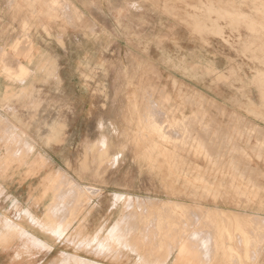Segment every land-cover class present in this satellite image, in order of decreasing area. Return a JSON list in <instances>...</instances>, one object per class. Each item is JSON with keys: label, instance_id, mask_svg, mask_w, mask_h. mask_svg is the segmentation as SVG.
I'll return each mask as SVG.
<instances>
[{"label": "rangeland", "instance_id": "obj_1", "mask_svg": "<svg viewBox=\"0 0 264 264\" xmlns=\"http://www.w3.org/2000/svg\"><path fill=\"white\" fill-rule=\"evenodd\" d=\"M58 1L51 0L56 8L62 7ZM63 1L65 15L47 10L45 0H13L7 9L1 5L0 41L6 46L22 35L28 44L23 34L29 31V38L44 50L80 54L82 106L75 126L81 137L68 141L72 148L65 156L63 149H54L50 161L59 165L66 157L77 168L101 167L95 179L99 181L93 183L103 187L85 185L87 202L82 203V212L86 220L77 235L68 234V227L58 226L57 219L46 221L58 239L51 250L29 234L28 226L34 227L30 207L12 201L10 209L0 212V264H79L60 254L75 248L81 256L109 264H264V216L245 214L247 210L264 212V129L250 121L251 115L260 120L264 116V0H204L243 11L223 12L212 6L193 18L168 10V5H184L186 0H155L163 7L161 13L174 20L158 29L155 37L153 28L145 29L144 35L129 26L128 6L123 9L118 4L113 26L105 29L75 11L69 0ZM100 2L105 0H87L85 5ZM257 5L263 11L256 10ZM18 45L25 51L31 47L18 40L13 48ZM7 53L1 52L3 59ZM106 53L111 58L105 59ZM5 64L1 62L2 69L15 74ZM189 72L195 84L203 83L222 102L230 98L229 104L238 106V112L187 83ZM165 92L172 97L169 102L163 99ZM95 101L104 102L103 108L92 107ZM154 102L173 120L179 119V137L168 138L162 132L159 137L158 132L146 130L150 119L145 121V110L152 109ZM6 127L4 158L23 157L24 161L33 147L26 146L29 140L11 138L17 128L3 124L1 129ZM97 142L104 146L94 147ZM107 151L116 164L95 165L93 161ZM43 159L39 156L35 161ZM3 164L1 168L8 165ZM101 175L108 177L107 182ZM99 187L101 191L96 192ZM114 192L124 196L114 200ZM137 196L152 201L137 208L133 203ZM129 198L133 202L127 206ZM59 209L64 211L63 204L51 215ZM227 209L243 214L234 216ZM124 214L130 218L123 223ZM103 223L114 224L115 247L100 240L87 242L96 238L92 230ZM167 223L174 228L173 236ZM179 244L184 254L177 259ZM32 247L46 251H31Z\"/></svg>", "mask_w": 264, "mask_h": 264}, {"label": "crops", "instance_id": "obj_2", "mask_svg": "<svg viewBox=\"0 0 264 264\" xmlns=\"http://www.w3.org/2000/svg\"><path fill=\"white\" fill-rule=\"evenodd\" d=\"M31 1L34 2V0ZM69 1L73 5L75 11L77 9L87 14L95 27H102L105 29H109L113 26L111 22L114 20V11L115 7L119 6L118 4H121L123 9L128 6L127 10L131 12L128 19V22L131 23L129 26L140 29L141 32H144L141 34L144 35L146 34L145 29L153 28L154 37L159 36L160 32L156 31L165 27L168 22L174 21L171 20L172 18L170 15H163L161 13L163 7L155 0H105V3L100 2L88 8L85 5V1L87 0ZM186 1L187 3L184 5H168V10L170 12L186 13L187 18H193L198 16L197 13L199 12L211 10L212 6L216 10L223 12L243 11L231 5L219 3L211 4L204 0L200 2L199 0H196L197 2H194L195 0ZM41 2L43 3L44 0H41ZM45 2L47 10H59L63 15L67 12V6L63 0L58 1L62 5V7L58 8L52 4L51 0H45ZM12 3L13 0H0V8L1 5L4 4L5 9H7V6ZM257 7H259V9L257 8L256 10L263 11V9H260L261 5H257ZM68 10H70L69 6ZM244 11L247 12L248 10L245 9ZM149 33H151V31ZM27 36L28 38L30 37L29 34ZM74 37V45H76V36ZM62 38L63 42L66 43L67 39L65 35H63ZM23 39L22 35H19L15 39L10 40L9 44L6 46H2L1 44L3 42L0 41V49L4 47L8 51L7 57H4V59L1 54L2 51H0V129L3 124L10 126L13 130L17 128L14 137H10L13 139L24 138L25 140H29L25 144L29 148L33 147V151L25 154L26 158L24 161L22 160L23 157H12L11 159L4 158L6 156V145L3 141L6 140L4 139V135H7L9 128L6 127L5 129H1L3 133L1 134L0 131V163H8V165L3 168L0 167V204L6 205L3 209L0 207V212L10 209L12 201H16L21 207H30V212L34 217L31 219L32 224H38V228L40 221H42V229H44L45 221L57 219L59 221L58 226L61 227L64 225L68 227V234L73 233L77 235L83 230V225L86 220V212H82L84 206H82V203L87 202L86 191L88 186L85 185H93L96 187L100 185V187H103L101 184L93 183V181H99L95 179L99 178L98 172L103 171V169H100L101 167L77 168L78 164L70 163V160L66 159V157L63 158L64 162L62 164H52L50 156L54 155V149H63L64 155L66 150H71L72 148L68 141L72 139L76 141L81 137V134L78 133L75 126V124L79 122L77 117L80 114L82 106V101L79 98L82 92V86L79 73L80 65L78 63L81 57L80 54L78 55L76 52L71 53L63 50L52 51L50 48L44 50L39 43L30 38V42L33 43L32 50L30 49L31 51H25L24 47L20 48L19 45L17 48H13L17 40L26 45L27 43ZM57 46L64 49L59 44ZM194 50L195 49L192 48V51ZM16 55L22 57L18 58ZM109 56L111 58L112 54L106 53L105 59H108ZM143 58H145V56H143ZM5 59H8L7 64L4 62ZM1 62L9 66L8 68H12L16 75L24 79H19V77H16L13 73L10 74L5 72L1 67ZM187 74H189L190 78L186 76V81L187 83H192V87L206 93L210 97L212 96L215 102L222 104L226 109H232L233 112H238V106L234 107V105L229 104L231 102L230 98L227 102H222L219 100L220 97L217 94H213V92L210 91L211 89L205 87L203 83L202 85L195 84V82H193V73L191 74L189 72ZM216 90L218 91V89ZM6 92L9 93V97H3L2 93ZM140 100L144 101L141 98ZM101 104L95 101V105L91 106H100L103 108ZM252 109L251 111H253ZM262 118L263 120H260L251 115L250 121L257 125L259 129H264V116H262ZM137 127L138 125H135L134 131L138 132ZM131 130L133 131V129ZM10 137L7 136V138ZM100 138L103 139V137H99V139ZM102 146H104L103 142H97L94 145V147ZM109 154V151L102 152L101 157L96 158L93 163L95 165L101 164L104 166L110 165L111 163L116 164L115 159H108ZM39 156H43L44 159L42 161H35ZM87 178L88 180H85ZM100 178H102V181L104 180L103 182H107L108 180V177L103 175H101ZM120 183L122 185L124 179H122ZM100 187L98 189L101 191ZM123 196V192L113 193L114 200H118ZM134 199L140 198L137 196ZM132 200L133 199L130 198L128 199L127 206ZM60 204H63L64 211L59 209L58 213L55 214L53 212L54 216H52L51 211L58 209V205L60 206ZM50 207L53 209L50 210ZM250 209H252V207ZM226 211L233 212L234 216H236L235 213L240 215L243 214L242 211H237L235 209H227ZM81 212L83 215L79 222H77L75 219ZM245 214L250 216L254 214L264 216V212H253L252 210H247ZM121 218L124 223V220L129 219L130 215L124 214ZM104 226H106L104 223L102 225H97L92 230L96 238H91L92 240H87V242L94 243L95 240H100L101 243L115 247L118 240L114 238V224H111L109 227L106 226V228H104ZM28 227L32 232L39 235L37 236L38 238L32 235L37 239V242L44 244L43 240H41L43 238L40 237L42 236L40 229L32 227L31 225ZM46 229H49L48 223ZM85 232L87 231L84 230L83 233ZM39 237L41 239H39ZM81 242H83V240L79 239V244H81ZM61 244L67 245L69 243L62 242ZM11 250L13 251V249H9L8 251ZM34 250L46 251V249L32 247L31 251ZM77 250L78 248H75L71 252L63 251V253L79 264L88 261L91 262V264H109L100 261L96 262L91 257L81 256L77 253Z\"/></svg>", "mask_w": 264, "mask_h": 264}, {"label": "bare ground", "instance_id": "obj_3", "mask_svg": "<svg viewBox=\"0 0 264 264\" xmlns=\"http://www.w3.org/2000/svg\"><path fill=\"white\" fill-rule=\"evenodd\" d=\"M232 1V0H231ZM244 0H241V2H243ZM60 16V15H59ZM62 16V15H61ZM227 25V24H226ZM223 26V25H222ZM221 26V27H222ZM235 26V25H234ZM237 28V27H236ZM234 29V28H233ZM225 30V29H224ZM227 30V29H226ZM46 32V31H45ZM28 33H29V31H27V32H25L24 34H23V36L26 38V40H27V42H28V44L26 45V47L27 48H29V44L31 45V47H30V49L32 50V46H33V43L32 42H30V39L28 38ZM232 33V32H231ZM59 37V36H58ZM227 37V36H226ZM59 40V39H58ZM58 42V41H57ZM18 43V40L16 41V43L14 44V46L16 45ZM229 45V44H228ZM5 50L6 49H4V47H2L1 49H0V51H2V52H5ZM218 64V63H217ZM216 64V65H217ZM260 64V63H259ZM220 65V64H219ZM218 65V66H219ZM162 66V65H161ZM220 67V66H219ZM220 68H222V67H220ZM163 69V68H162ZM217 70V69H216ZM5 71V70H4ZM173 72V71H172ZM218 75V74H217ZM168 78V77H167ZM149 95H151V94H149ZM150 97V96H149ZM188 97V96H187ZM189 98V97H188ZM187 98V99H188ZM141 99H142V97H141ZM163 99L164 100H168V102H169V100L170 99H172V97H171V95H170V93H168V92H165V93H163ZM153 101V100H152ZM150 103V102H149ZM171 109V108H170ZM178 111V110H177ZM172 117H173V115H167V112H165V111H163L162 109H160L159 107H158V105L156 104V102H154V105H153V107H152V109H150L148 112H146V120L149 118L150 119V124H149V126L147 127V129L146 130H148V131H150V132H155V133H157L158 132V136L159 137H161V132L165 135V137H168V138H176V137H179V135H176V134H178V131L180 130V129H182V127L180 126V121H179V119H178V121L176 122V119L175 120H173L172 119ZM168 122H171V124L169 123V125H167L166 123H168ZM179 122V123H178ZM181 137V136H180ZM184 137V136H183ZM137 144V143H136ZM135 159H137V158H135ZM119 163H120V161H119ZM69 190H72V189H69ZM95 190H97L96 192H98V191H100V190H98V189H95ZM154 200V199H153ZM143 201H145V202H143ZM150 201H152V199H148V198H146L145 200H142V199H136V200H134V202H133V200H132V202L133 203H135V205L137 204V208H139V205H141L140 207L141 208H144L145 207V205L146 204H148ZM131 205H132V203H130ZM118 206V205H117ZM147 206V205H146ZM58 209H55L54 210V212H56ZM19 226H21V225H19ZM33 226L35 227V228H37V226H35L34 224H33ZM22 227V226H21ZM20 227V228H21ZM28 228V227H27ZM167 228L170 230V232H168L169 234H171L172 233V236L174 235V228H172L171 226H169V224L167 223ZM37 229H40V231L42 232V235H44V236H40L41 238H43V239H41L40 237H39V239H41V240H43V242L47 245V246H49V249H53L54 248V244L56 243V242H58L57 240V237L56 236H54V234L53 233H51V232H53V231H55V229H46V221H45V226H44V229H41V228H37ZM28 230V229H27ZM168 230V231H169ZM25 231V230H24ZM25 232H28V231H25ZM167 233V234H168ZM30 235H33L35 238H38L37 237V234H35L34 232H32V231H30V233H29ZM55 237V238H54ZM264 238V237H263ZM63 242V241H62ZM60 254H63L64 255V253H60ZM183 254H184V252H183V248L181 247V245L179 244L178 246H177V253H176V258L178 259L179 257H181V256H183ZM62 256V255H61ZM101 257V256H100ZM59 259V258H58Z\"/></svg>", "mask_w": 264, "mask_h": 264}]
</instances>
